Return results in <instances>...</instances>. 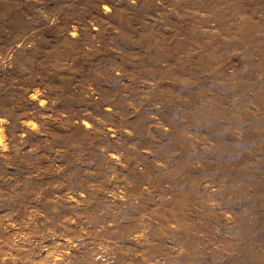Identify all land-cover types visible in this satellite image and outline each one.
<instances>
[{"label": "rangeland", "instance_id": "obj_1", "mask_svg": "<svg viewBox=\"0 0 264 264\" xmlns=\"http://www.w3.org/2000/svg\"><path fill=\"white\" fill-rule=\"evenodd\" d=\"M0 264H264V0H0Z\"/></svg>", "mask_w": 264, "mask_h": 264}]
</instances>
